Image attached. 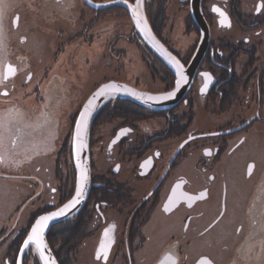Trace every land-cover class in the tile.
I'll list each match as a JSON object with an SVG mask.
<instances>
[{"label": "flooded vegetation", "instance_id": "obj_1", "mask_svg": "<svg viewBox=\"0 0 264 264\" xmlns=\"http://www.w3.org/2000/svg\"><path fill=\"white\" fill-rule=\"evenodd\" d=\"M49 1L58 5L57 11L68 7L65 0ZM173 1L178 4H169ZM191 1L144 0L151 31L183 68L189 65L201 36ZM78 2L85 4H80L78 14L57 16L50 48L44 43L35 48L28 45L37 32L44 41L46 30L41 22L36 23V32L25 33L27 27L24 32L17 30L18 13L5 21L2 37L7 44H0V119L4 111L19 110L25 98L41 101L51 71L71 44L78 50L101 44L97 55L106 57L109 66L125 55L127 63L139 57L150 82L160 86L149 87L139 77L133 82L121 80L122 69L108 80L155 93L176 85L177 71L148 48L128 9L117 4L94 8ZM199 7L209 28V41L180 101L155 109L116 99L95 115L88 148L90 187L74 215L85 220L88 229L72 259L92 238L94 258L103 264H264V0H200ZM213 7L228 17L229 26L221 25L222 17ZM113 18L119 24H112ZM172 18L182 23L183 37L160 31L162 26L172 28ZM74 55L80 59L75 50ZM9 65L15 74L3 80ZM202 73L212 77L203 93ZM98 85L66 113V132L57 141L52 161L57 183L51 188V198L45 196V182L42 191L32 193L34 199L16 207L15 213L26 211L22 224L0 226V264H18L20 246L36 216L56 208L73 193L75 119ZM77 89L75 99L85 84ZM72 92L76 93L74 88ZM18 128H11L10 149L20 136ZM0 161V178H13L12 165L1 155ZM170 197L174 203L165 211ZM108 241L107 259H97L101 243ZM19 264L41 263L28 248Z\"/></svg>", "mask_w": 264, "mask_h": 264}, {"label": "rangeland", "instance_id": "obj_2", "mask_svg": "<svg viewBox=\"0 0 264 264\" xmlns=\"http://www.w3.org/2000/svg\"><path fill=\"white\" fill-rule=\"evenodd\" d=\"M23 1V3H20L16 0H0V44H7L2 37L6 32L5 21L13 20L15 14L18 13V19L21 20L18 23L19 28L17 30L24 32L27 27L25 33L36 32L39 26L36 24L38 22H41L46 30L44 41L38 38V32L32 34L28 41L29 47H39L44 43L50 48L55 42V37L50 34L53 33V29L59 23L57 16L67 15L72 11L74 14H78L80 7H82L80 5L82 2H78V0H65L68 7L59 11H57L58 5L51 3L49 0H47L48 2L45 0L44 3L42 0ZM170 3L171 5L178 4L174 1ZM83 8L84 13H87L86 6ZM137 9L146 19L144 6ZM178 12L175 16H179L177 15ZM110 22L115 25L119 24L118 18H113ZM67 23H69L68 19ZM172 23L173 26L170 30L169 26H162L160 31L163 33L169 31L167 35L173 34V38L183 37L182 23H178L175 19ZM101 49L99 43H93L91 48H82L81 50L71 44L67 49L70 57L66 53L55 64L54 67L56 68L51 71V81L47 85L48 87L45 88L46 91L44 90L45 94L41 101L35 102L31 97L25 98L19 110L13 108L2 113L0 119V155L3 160L12 165L9 171L13 178H0V226H8L9 223L22 224L25 220L26 211L23 214L18 213V211L15 213L16 207L21 206L25 200L34 199L32 193L42 191L45 182L48 185L45 189V196L48 199L51 198L53 194L51 188L54 187L55 189L57 183L54 174L55 165L52 161L54 152L57 150V141L66 132L64 120L66 113L70 111L69 108L74 107L75 103L81 101L82 97L87 95L95 84H101L111 76H117L116 73H119L122 69L121 75L118 74V77L121 76L119 78L121 80L133 82L136 77H139L140 81L147 83L149 87L157 88L160 86L155 81L150 82V74L148 70L144 69L145 66L141 63L143 60H140L139 57L127 63V56L125 55L109 66L105 63L106 57L102 59L100 55H97ZM74 50L81 60L74 55ZM42 54L43 52L40 51L39 55ZM112 70L115 71L114 75ZM83 84H85L86 89L79 95V99H75L74 96H77L78 86ZM52 86L54 88L50 91ZM73 88L76 91L74 94L72 92ZM14 125L19 127L18 133H20V136L16 140L15 148L10 149V131ZM34 175L36 176L34 177ZM32 181H35L34 187L30 185ZM54 197H57V195ZM9 216L12 220H7ZM93 244L94 241L90 238L80 246V250L73 258V264H103L94 258ZM33 253L35 255L34 250Z\"/></svg>", "mask_w": 264, "mask_h": 264}, {"label": "water", "instance_id": "obj_3", "mask_svg": "<svg viewBox=\"0 0 264 264\" xmlns=\"http://www.w3.org/2000/svg\"><path fill=\"white\" fill-rule=\"evenodd\" d=\"M83 2H85L87 5L92 6L94 8H101V7H108V6H112L113 4H117L121 7H125L126 9H128L130 11V15L132 18V21H134V23L137 26L136 20L137 17L133 15V11H138L140 17H142L141 19V27L144 26V24L146 23L147 27L144 29V31H141V27H138V30L140 31L144 42H147V44L151 47V49L153 50V52L158 53L160 55V57L163 59L164 62H166V64L171 68V69H176L175 65H174V61H178L177 58L172 54L171 51H169L168 49L165 48V46L158 41V39L155 37L153 31H151L150 26L148 21L144 18L143 15H141L140 10L137 8H143L144 6V0H139V4L137 6V0H135L132 3L125 2V0H113V1H106V2H94L91 0H82ZM200 4V0H192L191 1V11H192V16L195 19V22L198 26V28L201 30V36H200V42L198 47L196 48V52L194 54V56L190 59V63L186 68H183V76L184 79L181 80L179 86H177V80L180 79V77L176 80V85L170 89L169 91L166 92H159V93H155V92H150V91H144L139 89L138 87H134L133 85H130L128 83H124L118 80H107L104 83L99 84L98 86H96V88L94 89V91L87 96V99L84 101V104L81 107V110L79 112V114L76 117V122L77 120H79L80 118V114L81 112L85 111V109L88 107V102L89 100L93 101V106L89 111V115L87 117V123L86 126L82 128V139H83V144L84 147H80L79 146V140L76 138V122L74 124V133H73V145H72V152H73V162H75V168H76V183L77 184V180L78 177L80 175L81 169H86L87 171V176L88 179L85 183L84 186V192H83V196L82 198H78L79 199V203H77L74 207H71L70 209H68L64 215L62 216H56L54 217L52 220L47 222V226L43 229L42 232V240H43V244L45 245V247H43V249L41 250L40 248L37 247V245L35 243H31L29 244L28 247L23 248V251H21V248L23 247L24 241L25 239L28 237L29 233L32 230V227L35 225L36 221L41 217V216H46L49 215L53 212H57L59 211V209L63 208V206L65 204H67L69 201H71L73 199V197H75L76 195V186L75 189L73 191V193L71 194V196L63 203L57 205L56 208L51 209V210H47L44 213H41L39 215L36 216L35 220L32 222V224L29 226V230L26 233V236L24 237V241L22 242L21 246H20V251H19V255H18V264L20 263V259L22 258L23 254L27 252L28 248H32V250H34L35 255L38 257V259L40 260L41 264H45V260L46 259H50V260H54L55 264H58L57 259H55L54 254L52 249H50L48 243H47V232L50 230V227L57 224L58 222H62V221H66L69 218L74 217L75 214L78 213V211L81 209V207L83 206V203L85 202L87 196H88V190L90 187V183H89V179H90V162H89V135H90V128L93 124V121L95 120V115L98 113V111L100 109H102L101 107H103L107 102L113 100L116 101V99H124V100H130L134 103H136L137 105L140 104L142 106H145L147 108L151 107V108H155V109H159V108H168L176 103H178L180 101V99L185 95V91L189 88L190 84H191V77H192V73L194 74V70L196 69V67L198 66V64L200 63V59L203 55V53L205 52V48L208 45V37H209V28L204 20V18L202 17L201 14V9L199 7ZM179 64L181 65V62H179ZM182 66V65H181ZM108 84H115L117 86V88L119 89L117 90H108L105 92L104 95H99V91L104 88L105 85ZM125 89L131 90L132 93H135V95L130 94L128 91H125ZM169 93H174L173 95H171L168 99L163 100V99H147V97L151 96V97H160V96H164V95H168ZM80 165V167H77V165ZM43 256V258H42Z\"/></svg>", "mask_w": 264, "mask_h": 264}, {"label": "snow or ice", "instance_id": "obj_4", "mask_svg": "<svg viewBox=\"0 0 264 264\" xmlns=\"http://www.w3.org/2000/svg\"><path fill=\"white\" fill-rule=\"evenodd\" d=\"M125 2L127 3V0H125ZM139 4V0H137V6ZM261 10V5L257 6V12H259ZM213 11L214 12H218L219 15L222 17V19L220 20L221 25L223 26H229V21H228V17L222 12L220 11L218 8L213 7ZM133 15L137 17L136 23H137V27H141V19L142 17H140L138 11H133ZM147 27L146 23L144 24L143 27H141V31H144V29ZM174 61V65L177 69V75L180 77V79L177 80V86H179L181 80L184 79L183 76V69L182 66L179 64V61ZM15 68L12 67L11 65L7 66L6 71L4 73L3 76V80H7L9 79L10 76L15 74ZM204 78H205V83L204 86L201 88V93H203L208 86V83L211 82L212 77L208 74V73H202L201 74ZM30 78V77H29ZM108 90H119L117 88V86L115 84H108L105 85L104 88H102L99 91V95H104L106 91ZM125 91H128L130 94L135 95V93H132L131 90L125 89ZM174 93H169L168 95H164V96H160V97H147V99H163L166 100L168 99L171 95H173ZM3 95H7V93H3ZM93 106V101L89 100L88 102V107L85 109V111L81 112L80 114V118L79 120H77L76 122V138L79 140V146L82 148L84 147L83 144V139H82V128L86 126L87 123V117L89 115V111ZM208 154V153H206ZM2 162V161H0ZM77 167H80V165L78 164ZM251 165L249 166V171H251ZM88 179L87 176V171L86 169H81L80 175L78 177L77 180V184H76V195L75 197H73V199L71 201H69L67 204H65L63 206V208L59 209V211L57 212H53L49 215L46 216H41L35 223V225L32 227L31 232L29 233L28 237L25 239L23 247L21 248V251H23V248L28 247L30 242L31 243H35L37 245L38 248H40L41 250L43 249V247H45V245L43 244V240H42V232L43 229L47 226V222L52 220L54 217L56 216H62L65 214V212L70 209L71 207H74L77 203H79V199L78 198H82L83 196V192H84V186L85 183ZM204 194L202 193L201 196L199 198H203ZM174 201L172 200V198H169V202L168 204L165 205V211H170L171 207L173 205ZM104 237L107 239L108 237V230L106 229L104 232ZM110 241H108L107 243L102 242L100 245V248L97 251V259H100L101 256H103V258L106 260L107 259V255H108V249L110 247ZM43 258V256H42ZM45 264H55L54 260H50V259H46L45 260Z\"/></svg>", "mask_w": 264, "mask_h": 264}, {"label": "trees", "instance_id": "obj_5", "mask_svg": "<svg viewBox=\"0 0 264 264\" xmlns=\"http://www.w3.org/2000/svg\"><path fill=\"white\" fill-rule=\"evenodd\" d=\"M147 46L153 52L148 44ZM87 229L86 221L78 218L77 215L50 227L46 235L47 243L58 264H73L72 252L85 239Z\"/></svg>", "mask_w": 264, "mask_h": 264}]
</instances>
